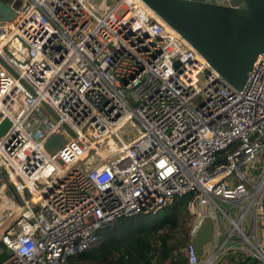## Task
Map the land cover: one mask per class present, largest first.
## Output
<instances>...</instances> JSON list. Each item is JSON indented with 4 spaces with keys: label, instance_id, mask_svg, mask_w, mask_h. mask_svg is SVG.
<instances>
[{
    "label": "built area",
    "instance_id": "built-area-1",
    "mask_svg": "<svg viewBox=\"0 0 264 264\" xmlns=\"http://www.w3.org/2000/svg\"><path fill=\"white\" fill-rule=\"evenodd\" d=\"M14 11L0 20V182L18 213L1 228L0 264H67L116 218L184 194L185 264L225 252L264 264V52L236 89L142 0H18ZM13 38L22 61L5 50ZM51 134L62 139L52 153ZM100 142L110 153L81 168ZM207 218L199 262L192 241Z\"/></svg>",
    "mask_w": 264,
    "mask_h": 264
},
{
    "label": "water",
    "instance_id": "water-1",
    "mask_svg": "<svg viewBox=\"0 0 264 264\" xmlns=\"http://www.w3.org/2000/svg\"><path fill=\"white\" fill-rule=\"evenodd\" d=\"M7 1H11L8 6ZM92 1V0H90ZM167 26L177 32L207 63L231 86L240 89L256 56L264 52V0H142ZM108 2V1H107ZM109 3V2H108ZM18 0H0V20L11 21ZM5 50L22 61L26 47L17 38L5 46ZM4 67L11 68L1 60ZM44 107L56 117L44 103ZM9 121L0 122V135ZM250 139L252 136L249 137ZM62 144V139L51 134L44 142L46 151L52 153ZM95 159L90 154L78 162L85 169ZM1 203V201H0ZM4 206V205H3ZM0 209L3 219L0 228L12 217L13 209L5 205ZM34 207L33 210H36ZM264 224V206L261 208ZM211 232V220L204 219L192 244L196 256L201 253ZM0 252L10 251L0 243ZM253 258L244 264H249Z\"/></svg>",
    "mask_w": 264,
    "mask_h": 264
},
{
    "label": "trees",
    "instance_id": "trees-1",
    "mask_svg": "<svg viewBox=\"0 0 264 264\" xmlns=\"http://www.w3.org/2000/svg\"><path fill=\"white\" fill-rule=\"evenodd\" d=\"M189 198L176 197L154 214L116 218L98 231L99 244L68 258L67 264H185L177 247L185 241L182 218ZM176 232L182 234L180 240L170 242Z\"/></svg>",
    "mask_w": 264,
    "mask_h": 264
},
{
    "label": "rangeland",
    "instance_id": "rangeland-1",
    "mask_svg": "<svg viewBox=\"0 0 264 264\" xmlns=\"http://www.w3.org/2000/svg\"><path fill=\"white\" fill-rule=\"evenodd\" d=\"M43 111H44V113L47 114V116L50 120H52V121L55 120L54 117L45 108L43 109ZM119 133L122 136H125L126 139H128L134 135L135 131L130 130L129 126L126 125L120 129ZM97 153L95 151H93L92 149H90V151L87 152V156H90V154H91L93 156V158L95 159V162H97V160L102 159V157H105V155L110 153V148L107 145H105L104 142H100L97 145ZM92 164L93 163H91L90 165H92ZM256 164L259 165L260 161H257ZM0 179H1V177H0ZM2 190H3V188L0 187V201L1 202L2 201H8V200H10L9 198H13V195L8 188H6L3 191L4 195L1 194ZM200 208H201V210H205L206 206L201 205ZM0 214L3 215L2 212ZM15 215L16 214H14L13 216H15ZM13 216L10 217V220L13 219ZM8 223H9V220H8V222L5 223V225ZM258 224H259V226H257V228H256V235H257V239L260 242V244H263L264 243V224H263V222H261L260 218L258 219ZM0 231H1V228H0ZM172 237L173 238L170 240V242H174V241L176 242L177 240H180L181 233L176 232L172 235ZM211 244H212V241L206 243L203 246L199 262H202L208 256V254L211 251ZM163 264H167V262H164ZM212 264H236L235 259H234V253L233 252L221 253L220 255L215 257Z\"/></svg>",
    "mask_w": 264,
    "mask_h": 264
},
{
    "label": "bare ground",
    "instance_id": "bare-ground-1",
    "mask_svg": "<svg viewBox=\"0 0 264 264\" xmlns=\"http://www.w3.org/2000/svg\"><path fill=\"white\" fill-rule=\"evenodd\" d=\"M86 154H87V153H85L83 157H86ZM97 154H98V153H97ZM3 204H4V206L7 205V206L10 207L11 202H10L9 200H8V201H2V202L0 203V209H2ZM4 206H3V207H4ZM11 209H14V208L11 207ZM17 213H18V210L15 211V214H17ZM2 219H3V216L0 214V221H2Z\"/></svg>",
    "mask_w": 264,
    "mask_h": 264
},
{
    "label": "crops",
    "instance_id": "crops-1",
    "mask_svg": "<svg viewBox=\"0 0 264 264\" xmlns=\"http://www.w3.org/2000/svg\"><path fill=\"white\" fill-rule=\"evenodd\" d=\"M0 187H1V188H3V190L1 191V194L3 195V191H4L5 189H4V187H3V185H2V183H1V182H0ZM1 254H3V253H2V252H0V256H1Z\"/></svg>",
    "mask_w": 264,
    "mask_h": 264
}]
</instances>
